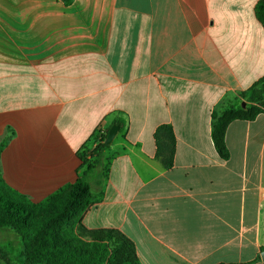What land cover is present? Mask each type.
I'll use <instances>...</instances> for the list:
<instances>
[{"label":"crops","instance_id":"1","mask_svg":"<svg viewBox=\"0 0 264 264\" xmlns=\"http://www.w3.org/2000/svg\"><path fill=\"white\" fill-rule=\"evenodd\" d=\"M259 0H0V172L41 201L83 174L79 153L125 120L80 220L131 239L142 264H264V113H212L264 76ZM171 124L175 163L156 159ZM260 257V259H259Z\"/></svg>","mask_w":264,"mask_h":264},{"label":"trees","instance_id":"2","mask_svg":"<svg viewBox=\"0 0 264 264\" xmlns=\"http://www.w3.org/2000/svg\"><path fill=\"white\" fill-rule=\"evenodd\" d=\"M71 4L72 0H63ZM255 15L264 27V0L255 6ZM241 101L221 112L212 113V140L223 160L229 159L225 142L227 128L234 120H255L264 113V76L246 91ZM245 102L246 106L242 107ZM119 132L125 120L115 119ZM109 128L102 135L96 132L97 146L93 151L79 153L85 171L78 179L61 187L41 201H34L9 187L0 172V229L10 230L21 245L22 264H142L131 239L117 229H89L80 215L92 204V184L102 188L101 180L108 177L110 145L105 143ZM156 159L164 169L175 163L176 137L171 124H161L154 132ZM8 137L0 144V156ZM260 259V257H259ZM0 264L13 261L9 245L0 243ZM224 264V263H221Z\"/></svg>","mask_w":264,"mask_h":264},{"label":"rangeland","instance_id":"3","mask_svg":"<svg viewBox=\"0 0 264 264\" xmlns=\"http://www.w3.org/2000/svg\"><path fill=\"white\" fill-rule=\"evenodd\" d=\"M0 243L9 245L13 261L17 264H22V248L12 231L0 229Z\"/></svg>","mask_w":264,"mask_h":264},{"label":"water","instance_id":"4","mask_svg":"<svg viewBox=\"0 0 264 264\" xmlns=\"http://www.w3.org/2000/svg\"><path fill=\"white\" fill-rule=\"evenodd\" d=\"M245 106H246V103L243 102L242 107H245ZM118 133H119V126L116 124L112 125L111 128L109 129L105 143L107 145H112ZM261 259L264 260V250L261 252Z\"/></svg>","mask_w":264,"mask_h":264},{"label":"built area","instance_id":"5","mask_svg":"<svg viewBox=\"0 0 264 264\" xmlns=\"http://www.w3.org/2000/svg\"><path fill=\"white\" fill-rule=\"evenodd\" d=\"M99 131H100L99 134L102 135L104 129H99Z\"/></svg>","mask_w":264,"mask_h":264}]
</instances>
